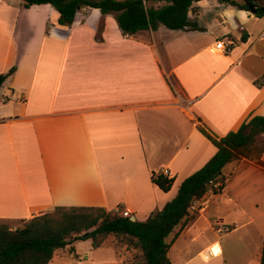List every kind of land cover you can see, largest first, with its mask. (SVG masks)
<instances>
[{"label":"crops","instance_id":"crops-1","mask_svg":"<svg viewBox=\"0 0 264 264\" xmlns=\"http://www.w3.org/2000/svg\"><path fill=\"white\" fill-rule=\"evenodd\" d=\"M187 16L196 28L128 35L98 8L67 27L49 4L0 0V73L14 68L0 89V223L15 229L56 206L143 221L216 152L200 126L222 137L264 115V17L217 0ZM256 144L264 162V132ZM163 170L168 191L151 181ZM222 175L206 210L166 237L173 264H259L264 166L241 158ZM106 247L76 240L47 264H127Z\"/></svg>","mask_w":264,"mask_h":264},{"label":"trees","instance_id":"trees-1","mask_svg":"<svg viewBox=\"0 0 264 264\" xmlns=\"http://www.w3.org/2000/svg\"><path fill=\"white\" fill-rule=\"evenodd\" d=\"M197 1L21 0L25 8L49 4L59 13L58 23L67 27L82 7L98 8L103 14H114L121 32L128 35L143 29L155 30L160 25L168 29L196 28L187 12ZM217 1L264 17V0ZM152 2L163 4L154 7ZM13 71L12 67L0 73V89ZM199 131L216 147V152L201 168L180 182L176 195L160 210L139 221L103 207L56 206L52 211L32 213L21 227L15 229L0 223V264H47L55 251H72L73 243L81 239H90L93 248L110 245L117 259L127 264H173L168 257L170 242L166 237L193 216L189 206L194 199L200 198L212 183L227 180L222 175L224 166L241 158L255 160L264 166L260 160L263 147L256 144V137L264 132V115L251 116L222 137L211 135L203 126ZM151 181L163 191H168L173 183L172 178L162 173H152ZM259 264H264V243Z\"/></svg>","mask_w":264,"mask_h":264},{"label":"built area","instance_id":"built-area-1","mask_svg":"<svg viewBox=\"0 0 264 264\" xmlns=\"http://www.w3.org/2000/svg\"><path fill=\"white\" fill-rule=\"evenodd\" d=\"M215 47L218 50L225 51L224 40L218 39L215 43ZM161 173L165 176L168 175L167 170H163ZM226 181L227 180H218L217 182L212 183V185L208 188V190L205 193H207V192H210V193L220 192V188L225 187ZM205 193L200 198H196L191 202V204L189 206V211L193 215L198 214V213H202L206 210L209 200L204 196ZM119 213L124 217L130 216L129 211H127L126 209L120 210Z\"/></svg>","mask_w":264,"mask_h":264},{"label":"rangeland","instance_id":"rangeland-1","mask_svg":"<svg viewBox=\"0 0 264 264\" xmlns=\"http://www.w3.org/2000/svg\"><path fill=\"white\" fill-rule=\"evenodd\" d=\"M257 146H258V145H257ZM258 147H259V146H258ZM222 170H223V169H222ZM255 175H256V174L251 175V176H253V177L256 179L257 177H255ZM253 177H252V178H253ZM119 212H120V211H119ZM81 240H83V239H81ZM106 251H109L110 253H113V254H114V251H113L112 248H110V247H106ZM56 263H57V262L55 261L54 264H56Z\"/></svg>","mask_w":264,"mask_h":264},{"label":"water","instance_id":"water-1","mask_svg":"<svg viewBox=\"0 0 264 264\" xmlns=\"http://www.w3.org/2000/svg\"><path fill=\"white\" fill-rule=\"evenodd\" d=\"M207 182V181H206ZM130 220H135L134 216H130Z\"/></svg>","mask_w":264,"mask_h":264}]
</instances>
